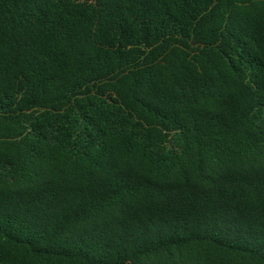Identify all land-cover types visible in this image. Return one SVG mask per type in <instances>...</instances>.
Wrapping results in <instances>:
<instances>
[{
    "label": "trees",
    "instance_id": "1",
    "mask_svg": "<svg viewBox=\"0 0 264 264\" xmlns=\"http://www.w3.org/2000/svg\"><path fill=\"white\" fill-rule=\"evenodd\" d=\"M0 264H264V0H0Z\"/></svg>",
    "mask_w": 264,
    "mask_h": 264
}]
</instances>
